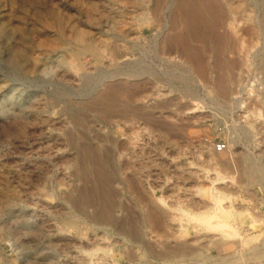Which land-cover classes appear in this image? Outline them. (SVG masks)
Returning a JSON list of instances; mask_svg holds the SVG:
<instances>
[{
    "label": "rangeland",
    "instance_id": "rangeland-1",
    "mask_svg": "<svg viewBox=\"0 0 264 264\" xmlns=\"http://www.w3.org/2000/svg\"><path fill=\"white\" fill-rule=\"evenodd\" d=\"M191 1L0 0V264H81L99 245L90 264H264V104L245 94L264 80V0ZM216 177L234 236L180 210L206 212Z\"/></svg>",
    "mask_w": 264,
    "mask_h": 264
},
{
    "label": "bare ground",
    "instance_id": "bare-ground-1",
    "mask_svg": "<svg viewBox=\"0 0 264 264\" xmlns=\"http://www.w3.org/2000/svg\"><path fill=\"white\" fill-rule=\"evenodd\" d=\"M40 1V0H39ZM110 1V0H109ZM119 1V0H118ZM136 1H139V0H136ZM146 1V0H145ZM148 1V0H147ZM151 1V0H150ZM192 1H194V0H192ZM191 1V2H192ZM208 1V0H207ZM263 1V0H262ZM167 2V1H166ZM186 2V1H185ZM200 2V1H199ZM205 2V1H204ZM209 2V1H208ZM217 2L220 4V5H225V7L227 6L228 8V10H229V13L230 12H234V10L235 9H237L236 8V4H234V2H231L230 0H217ZM255 2H257V1H255ZM259 2V1H258ZM174 3V2H173ZM240 3H242V2H240ZM240 3H238L237 5L238 6H240L241 4ZM252 3V2H251ZM119 4V3H118ZM117 4V5H118ZM146 4V3H145ZM152 4V3H151ZM154 4V3H153ZM166 4V3H165ZM179 4V3H178ZM182 4V3H181ZM187 4V3H186ZM202 4V3H201ZM240 4V5H239ZM115 5V4H114ZM149 5V4H148ZM173 5V4H172ZM213 5V3L211 4V6ZM215 5V4H214ZM255 5V4H254ZM257 5V4H256ZM255 5V6H256ZM109 6H110V4H109ZM143 6V5H142ZM209 6V5H208ZM208 6H206V7H208ZM210 6V8H214V7H211ZM218 6V5H217ZM262 6V5H261ZM31 7V6H30ZM113 7V6H112ZM147 7V6H146ZM145 7V8H146ZM164 7V6H163ZM166 7V6H165ZM180 7V6H179ZM242 7V6H241ZM240 7V8H241ZM244 7V6H243ZM254 7V6H253ZM259 7H260V5H259ZM36 8V7H35ZM111 8V7H110ZM114 8H116V7H114ZM125 8V7H124ZM148 8V7H147ZM224 8V7H223ZM37 9V8H36ZM39 9V8H38ZM126 9V8H125ZM166 9V8H165ZM172 9V8H171ZM170 9V10H171ZM180 9V8H179ZM189 9V8H188ZM197 8H195V10H196ZM208 9V8H207ZM219 9H220V11L223 13V11H222V8L219 6ZM239 9V8H238ZM258 9V8H257ZM262 9H263V7H262ZM108 10V9H107ZM106 10V11H107ZM112 10H113V8H112ZM100 11V10H99ZM105 11V12H106ZM128 11V10H127ZM175 12L177 11V10H174ZM237 11V10H236ZM244 11V10H243ZM246 11V10H245ZM249 11V10H248ZM252 11V10H251ZM261 11V10H260ZM104 12V11H103ZM112 12V11H111ZM119 12V11H118ZM121 12H124V10L123 11H121ZM130 12H131V10H130ZM152 12V11H151ZM157 12V11H156ZM172 12V11H171ZM180 12V11H179ZM190 12V11H189ZM197 12V11H196ZM217 12V11H216ZM238 12V11H237ZM254 12H256V11H254ZM109 13V12H108ZM116 13V12H115ZM149 13V12H148ZM161 13V12H160ZM166 13V12H165ZM191 13V12H190ZM218 13V12H217ZM221 13V14H222ZM244 13V12H243ZM247 13V12H246ZM118 14V13H117ZM121 14V13H120ZM128 14H129V12H128ZM152 14H153V12H152ZM172 14V13H171ZM184 14V13H183ZM122 15H124V13L122 14ZM163 15V14H162ZM210 15H211V13H210ZM242 15V14H241ZM249 16H251L252 15V13H251V15H250V13L248 14ZM100 16V15H99ZM140 16V15H139ZM144 16H145V14H144ZM147 16V15H146ZM155 16V15H154ZM164 16V15H163ZM231 16V15H230ZM257 16V15H256ZM52 17V16H51ZM51 17H49V18H51ZM123 17V16H122ZM133 17V16H132ZM157 17V16H156ZM170 17V16H169ZM227 17V16H226ZM238 17H239V15H238ZM42 18V17H41ZM44 18V17H43ZM59 18V17H58ZM142 18V17H141ZM155 18V17H154ZM179 18V17H178ZM206 18V17H205ZM221 18V17H220ZM223 18V19H222ZM221 19H220V22H219V25L220 26H222V25H224L227 29H229L230 30V32L232 33V35L234 36V39H235V42H239V41H241V30H242V26H243V23H240L239 21H237V19H236V21H228V22H226V20H225V18L224 17H222ZM247 18H249V17H247ZM246 18V19H247ZM259 18V17H258ZM116 19V18H115ZM144 19V18H143ZM165 19V18H164ZM188 19H190V18H188ZM217 19V18H216ZM256 19V18H255ZM45 20V19H44ZM116 20H118V19H116ZM153 20V19H152ZM159 20V19H158ZM170 20V19H169ZM245 20V19H244ZM48 21H49V19H48ZM171 21V20H170ZM216 21V20H215ZM242 21V20H241ZM259 21V20H258ZM42 22H43V20H42ZM54 22V21H53ZM62 22V21H61ZM179 22H183V21H179ZM256 22V21H255ZM49 23V22H48ZM51 23V22H50ZM93 23V22H92ZM150 23V22H149ZM184 23V22H183ZM258 23V22H257ZM194 24V23H193ZM218 24V23H217ZM216 24V25H217ZM52 25V24H51ZM61 25H63V24H61ZM119 25V24H118ZM151 25V24H150ZM161 25H162V23H161ZM184 25V24H183ZM261 25V24H260ZM53 26V25H52ZM51 26V27H52ZM54 26H55V24H54ZM108 26V25H107ZM106 26V27H107ZM154 26H155V24H154ZM157 26V25H156ZM181 26V25H180ZM257 26V25H256ZM255 26V27H256ZM62 27V26H61ZM65 27V26H64ZM102 27V26H101ZM188 27V26H187ZM225 27H223V28H225ZM248 27V26H247ZM252 27V26H251ZM54 28V27H53ZM78 28V27H77ZM77 28H74V29H77ZM117 28V27H116ZM165 28V27H164ZM254 28V27H253ZM258 28V27H257ZM256 28V30H258ZM261 28V27H260ZM64 29V28H63ZM73 29V28H72ZM81 29V28H80ZM79 29V31H81ZM101 29V28H100ZM104 29V28H103ZM155 29V28H154ZM153 29V30H154ZM162 29V28H161ZM214 29V28H213ZM52 30V29H51ZM54 30V29H53ZM83 30H85V28H83ZM216 30V29H215ZM244 30H246V29H244ZM243 30V31H244ZM88 31V30H87ZM143 31V30H142ZM217 31V30H216ZM242 31V32H243ZM251 31V30H250ZM259 31V30H258ZM263 31V30H262ZM47 32V31H46ZM89 32V31H88ZM110 32H111V30H110ZM153 32V31H152ZM159 32V31H158ZM165 32V31H164ZM170 32V31H169ZM220 32V31H219ZM246 32V31H245ZM52 33V32H51ZM67 33V32H66ZM75 33H76V31H75ZM75 33H72V34H75ZM80 33V32H79ZM91 33V32H90ZM103 33V32H102ZM101 33V34H102ZM117 33V32H116ZM166 33V32H165ZM215 34H216V32H214ZM244 33V32H243ZM242 33V34H243ZM249 33V32H248ZM71 34V35H72ZM111 34V33H110ZM215 34H213V36L215 35ZM228 34V33H227ZM22 35V34H21ZM26 35V34H25ZM48 35V34H47ZM92 35H94V34H92ZM103 35V34H102ZM107 35V34H106ZM151 35V34H150ZM163 35V34H162ZM218 35V34H217ZM52 36V35H51ZM74 36V35H73ZM90 36V35H89ZM149 36V35H148ZM220 36V35H219ZM222 36H223V34H222ZM244 36V35H243ZM22 37H24V35L22 36ZM143 37V36H142ZM146 37V36H145ZM182 37V36H181ZM183 37H184V35H183ZM246 37V36H245ZM245 37H244V39H245ZM262 37V36H261ZM42 38H43V36H42ZM95 38V37H94ZM153 38V37H152ZM218 38H220V37H218ZM222 38V37H221ZM22 39H24V38H22ZM44 39V38H43ZM61 39V38H60ZM27 40V39H26ZM47 40V39H46ZM79 40L80 41H83L85 44H87L88 46H86L85 48H83L82 50H81V52H82V54H85V52H87V51H90V50H94V49H92L91 48V46H90V44H89V42L86 40V38L85 39H83V38H81V36L79 37ZM168 40V39H167ZM261 40V39H260ZM97 41V40H96ZM143 41V40H142ZM150 41H151V39H150ZM183 41V40H182ZM221 41V40H220ZM226 41V40H225ZM246 41V40H245ZM256 41H257V38H256ZM101 42V41H100ZM158 42V41H157ZM170 42V41H169ZM222 42V41H221ZM146 43H147V41H146ZM145 43V44H146ZM167 43V42H166ZM45 44H47V43H45ZM44 44V45H45ZM152 44H154V42L152 43ZM165 44V43H164ZM168 44V43H167ZM245 44V43H244ZM251 44H253V43H251ZM49 45V44H48ZM47 45V46H48ZM78 45V44H77ZM155 45V44H154ZM235 45V44H234ZM264 45V44H263ZM22 46V45H21ZM98 46V45H97ZM152 46V45H151ZM164 46V45H163ZM183 46V45H182ZM189 46V45H188ZM246 46V45H245ZM260 46V45H259ZM166 47V46H165ZM228 47H230V46H228ZM239 47V46H238ZM237 47V48H238ZM255 47V46H254ZM253 47V49L255 50V48ZM261 47V46H260ZM246 48H248V47H246ZM258 48V47H257ZM263 48V47H262ZM15 49V48H14ZM27 49V48H26ZM25 49V50H26ZM43 49V48H42ZM44 49H45V47H44ZM49 49V48H48ZM54 49V48H53ZM70 49V48H69ZM107 49V48H106ZM175 49V48H174ZM188 49V48H187ZM187 49H185V53H186V50ZM239 49V48H238ZM240 49H241V47H240ZM28 50V49H27ZM32 50V49H31ZM180 50V49H179ZM204 50V49H203ZM248 50V49H247ZM15 51V50H14ZM36 51V50H35ZM165 51V50H164ZM191 51V50H190ZM250 51V50H249ZM31 52V51H30ZM51 52V51H50ZM159 52V51H158ZM180 52V51H179ZM195 52V51H194ZM256 52V51H255ZM259 52H261V51H258V53ZM42 53V52H41ZM48 53V52H47ZM55 53V52H54ZM145 53V52H144ZM156 53V52H155ZM161 53V52H160ZM175 53V52H174ZM191 53H192V51H191ZM190 53V54H191ZM195 53H197V52H195ZM201 53V52H200ZM250 53V52H249ZM166 54V53H165ZM164 54V55H165ZM189 54V53H188ZM189 54V55H190ZM210 54V53H209ZM251 54V53H250ZM260 54V53H259ZM258 54V55H259ZM59 55V54H58ZM120 55V54H119ZM163 55V54H162ZM178 55V54H177ZM202 55V54H201ZM215 55V54H214ZM32 56V55H31ZM36 56V55H35ZM38 56V55H37ZM88 55H86L85 56V58L87 57ZM117 57H115V55H114V57H115V60H117L120 56H118V55H116ZM181 56V55H180ZM199 55H197V57H198ZM245 56V55H244ZM257 56V55H256ZM55 56H53V58H54ZM59 57H61V56H59ZM66 57V56H65ZM99 57H100V55L99 54H95V58H97V59H99ZM164 57V56H163ZM182 57V56H181ZM192 57V56H191ZM202 57V56H201ZM247 57V56H246ZM260 58H261V60H263L264 61V53L262 54V55H260L259 56ZM34 58V57H33ZM44 58V57H43ZM46 58V57H45ZM85 58H83V59H85ZM165 58V57H164ZM184 58V57H183ZM188 58V57H187ZM199 58V57H198ZM197 58V59H198ZM209 58V57H208ZM88 59V58H87ZM86 59V60H87ZM96 59V60H97ZM142 59H143V57H142ZM196 59V60H197ZM245 59V58H244ZM249 59V58H248ZM61 60V59H60ZM183 60V59H182ZM204 60V59H203ZM256 60V59H255ZM37 61V60H36ZM45 61H47V60H45ZM120 61V60H119ZM186 61H187V59H186ZM190 61V60H189ZM199 61H200V59H199ZM219 61V60H218ZM260 61V60H259ZM33 62V61H32ZM42 62V61H41ZM44 62V61H43ZM61 62V61H60ZM118 62V61H117ZM194 62H195V60H194ZM202 62H204V61H202ZM201 62V63H202ZM254 62V61H253ZM37 63V62H36ZM62 63H63V61H62ZM190 63V62H189ZM214 63V62H213ZM252 63V62H251ZM29 64V63H28ZM55 64V63H54ZM58 64V63H57ZM61 64V63H60ZM81 64H82V62H81ZM80 64V65H81ZM121 64H123V63H121ZM188 64V63H187ZM199 64V63H198ZM230 64V63H229ZM248 64V63H247ZM246 64V65H247ZM260 64V63H259ZM30 65V64H29ZM38 65V64H37ZM117 65V64H116ZM200 65V64H199ZM63 66H65V65H63ZM87 66V65H86ZM139 67H140V65H138ZM144 66V65H143ZM185 66V65H184ZM191 66V65H190ZM39 67V66H38ZM42 67V66H41ZM47 67V66H46ZM194 67V66H193ZM207 67V66H206ZM24 68H26V66L24 67ZM30 68V67H29ZM49 68V67H48ZM189 68V67H188ZM191 68V67H190ZM199 68V67H198ZM34 69V68H33ZM208 69V68H207ZM24 70V69H23ZM45 70V69H44ZM167 70V69H166ZM169 70V69H168ZM213 70V69H212ZM35 71H37L36 73H38V72H40L41 73V69L40 68H36V70ZM193 71V70H192ZM202 71V70H201ZM46 72V71H45ZM56 72V71H55ZM164 72H165V70H164ZM191 72V71H190ZM213 72V71H212ZM33 73V72H32ZM174 73V72H173ZM204 73H206V72H204ZM60 74V73H59ZM171 74V73H170ZM202 74V73H201ZM36 75V74H35ZM144 75V74H143ZM146 75V74H145ZM203 75V74H202ZM63 76V75H62ZM107 76V75H106ZM105 76V77H106ZM191 76V75H190ZM206 76V75H205ZM196 77V76H195ZM199 77H200V75H199ZM218 77V76H217ZM263 77V76H262ZM104 78V77H103ZM121 79V78H120ZM259 79H261V78H259ZM44 80H46L45 78H44ZM122 80V79H121ZM196 80V79H195ZM258 80V79H257ZM52 81V80H51ZM46 83V82H45ZM58 83V82H57ZM204 83V82H203ZM254 83V82H253ZM104 84V83H103ZM50 85H52V84H50ZM56 86V85H55ZM52 87V86H51ZM206 89V88H205ZM248 89H249V87H248ZM247 89V90H248ZM11 90V89H10ZM106 90V89H105ZM209 90V89H208ZM221 90V89H220ZM244 89L243 88H241V92L243 91ZM246 90V95L248 96V98H249V100H255V101H257V102H260V103H262V104H264V80H262V81H259V83H258V86H256V85H252V86H250V89L247 91ZM49 91V90H48ZM102 91V90H101ZM125 91V90H124ZM206 91V90H205ZM0 92H3L2 90L0 91ZM45 91H43V93H44ZM129 92V91H128ZM164 92V91H163ZM220 92V91H219ZM71 93V92H70ZM74 93V92H73ZM158 93V92H157ZM166 93V92H165ZM164 93V94H165ZM234 93V92H233ZM232 93V94H233ZM72 94V93H71ZM99 94V93H98ZM153 94V93H152ZM151 94V95H152ZM244 94V95H245ZM78 95V94H77ZM156 95V94H155ZM226 95V94H225ZM102 96V95H101ZM162 96V95H161ZM221 96V95H220ZM231 96V95H230ZM233 96V95H232ZM5 97V96H4ZM19 97V96H18ZM157 97V96H156ZM155 97V98H156ZM246 97V96H245ZM145 98V97H144ZM234 99H235V101H236V103L237 104H239L241 101H243V100H241L242 98H241V96H239L238 95V93L236 94V95H234V97H233ZM232 98V99H233ZM16 100V99H15ZM246 100V99H245ZM16 102H17V100H16ZM4 103V102H3ZM40 103V102H39ZM197 103H199L198 101H197ZM259 103V104H260ZM31 104V103H30ZM33 104V103H32ZM31 104V105H32ZM36 104V103H35ZM74 104V103H73ZM195 104V106L197 105L196 103H194ZM200 105V104H199ZM199 105H197L195 108H193L192 107V109L190 110V112L192 111H196V110H198V107H199ZM35 106V105H34ZM37 106H38V104H37ZM110 106V105H109ZM202 106V105H201ZM20 107V106H19ZM39 107V106H38ZM110 107H112V106H110ZM256 107V106H255ZM18 108V107H17ZM261 108V107H260ZM31 109V108H30ZM32 109H34V108H32ZM203 109V108H202ZM20 110V109H19ZM15 111V110H14ZM39 111H41V110H39ZM118 111V110H117ZM258 111V110H257ZM18 112H20V111H18ZM35 112V111H34ZM53 112H54V110H53ZM38 113V112H37ZM122 113V112H121ZM129 113H131V112H129ZM15 114V113H14ZM26 114H28L27 112H26ZM258 115H256V118L258 119L259 118V116H260V113L258 112L257 113ZM22 115V114H21ZM36 115V114H35ZM130 115V114H129ZM262 115V114H261ZM19 116V115H18ZM37 116V115H36ZM74 116V115H73ZM111 116V115H110ZM118 116V115H117ZM263 116V115H262ZM20 117H22V116H20ZM24 117V116H23ZM49 117V116H48ZM47 117V119L49 120V118ZM130 117V116H129ZM254 117V116H253ZM14 118H16V117H14ZM41 118H42V116H41ZM41 118H40V120H41ZM250 118V117H249ZM249 118H247V115L245 116V118H244V124H237V125H233L234 127H233V129L235 130V129H237L239 126L240 127H247V128H250V127H254V124H255V122H254V120L252 121V120H250ZM7 119V118H6ZM28 119V118H27ZM42 119H44V118H42ZM51 119V118H50ZM117 119V118H116ZM122 119V118H121ZM255 119V118H254ZM46 120V119H45ZM256 120V119H255ZM264 120V119H263ZM55 121V120H54ZM44 122V121H43ZM53 122V121H52ZM45 123V122H44ZM48 123H49V121H48ZM30 124V123H29ZM68 124V123H67ZM118 124V123H117ZM66 125V124H65ZM116 125V124H115ZM151 125V124H150ZM258 125V124H257ZM28 126V125H27ZM259 126V125H258ZM70 127V126H69ZM237 127V128H236ZM239 127V128H240ZM57 128V127H56ZM65 128V127H64ZM67 128V127H66ZM72 128V127H71ZM60 129V128H59ZM254 129V128H253ZM251 131H253L252 129H251ZM69 132V131H68ZM72 132V131H71ZM20 136H21V134H20ZM19 136V137H20ZM54 136V135H53ZM69 136V135H68ZM255 137V136H254ZM15 138V137H14ZM134 138V137H133ZM136 139V138H135ZM46 140H47V138H46ZM45 140V141H46ZM56 140V139H55ZM54 140V141H55ZM64 140V139H63ZM73 140V139H72ZM19 141V140H18ZM58 141V140H57ZM56 141V142H57ZM55 142V143H56ZM70 142V141H69ZM47 143V142H46ZM61 144V143H60ZM64 144H65V142H64ZM54 146V145H53ZM56 146H57V144H56ZM66 147V146H65ZM53 148V147H52ZM51 148V149H52ZM39 149V148H38ZM68 149V148H67ZM76 149V148H75ZM60 150V149H59ZM64 150V149H63ZM73 150V149H72ZM76 151V150H75ZM1 152V151H0ZM39 152V151H38ZM41 153V152H40ZM74 153V152H73ZM215 152H210V154L208 155V157H209V160H212L213 158H214V155L216 154H214ZM1 154V153H0ZM76 154V153H75ZM51 155H53V154H51ZM50 155V156H51ZM60 155V154H59ZM69 155V154H68ZM72 155V154H71ZM40 156V155H39ZM46 156V155H45ZM47 156H48V154H47ZM58 156V155H57ZM66 156V155H65ZM59 157V156H58ZM63 157V156H62ZM71 157H73V156H71ZM61 158V157H60ZM50 159V158H49ZM57 159V158H56ZM66 159H67V157H66ZM51 160V159H50ZM61 160H62V158H61ZM68 160V159H67ZM72 160V159H71ZM214 160H216V159H214ZM220 160V159H219ZM73 162H75V160L73 161ZM214 163V162H213ZM52 164V163H51ZM71 165V164H70ZM226 165H230V163L228 162V163H226ZM61 167V166H60ZM53 168V167H52ZM64 168V167H63ZM67 168V167H66ZM65 168V169H66ZM67 170V169H66ZM56 171V170H55ZM69 171V170H68ZM72 171V170H71ZM77 171V170H76ZM60 173H61V171H59ZM3 173V172H2ZM59 173V174H60ZM64 173H67V172H64ZM217 174H219V172L217 173ZM64 175H66V174H64ZM0 176H1V172H0ZM62 176V175H61ZM67 176V175H66ZM65 177V176H64ZM71 177V176H70ZM96 177V176H95ZM32 178V177H31ZM63 179V178H62ZM72 179V178H71ZM100 179V178H99ZM218 179H220L219 177H216V178H214L213 179V182H212V184H211V186L210 187H208V189L206 190V189H203V188H201V189H199L198 191L199 192H203V193H206L207 194V196L209 197V199H210V202H208V204H209V207H208V210L206 211V212H191V211H186L184 208L183 209H180L181 210V213H182V215L185 217V218H187V220L188 221H192L193 222V225H194V227H203V228H207L208 230L209 229H220V230H222L223 232H225L226 234H228V235H235L236 233H237V230L233 227V225H231L230 223H229V221H228V219L230 218V216H231V214H232V211L230 210V209H227L226 207H224L223 206V203H222V201H223V199H224V197H223V195L217 190V188L215 187V185H214V181H216V180H218ZM55 181V180H54ZM64 181H66V180H64ZM69 182V181H68ZM73 182V181H72ZM128 182V181H127ZM63 183V182H62ZM65 183V182H64ZM74 183V182H73ZM112 183V182H111ZM129 183V182H128ZM59 184V183H58ZM75 184V183H74ZM53 186V185H52ZM2 187V186H1ZM129 187V186H128ZM125 188V187H124ZM75 190V189H74ZM55 192V191H54ZM53 192V193H54ZM75 192V191H74ZM83 192V191H82ZM69 193H71V192H69ZM198 193V192H197ZM113 194H114V192H113ZM115 195V194H114ZM8 196H10L11 197V195H8ZM225 196V195H224ZM7 200H8V198H7ZM41 200V199H40ZM9 201V200H8ZM193 201V200H192ZM195 201V200H194ZM2 202V201H1ZM200 202V201H199ZM3 203V202H2ZM6 203V202H5ZM24 203V202H23ZM207 204V203H206ZM107 206V208H108V205H106ZM177 206H178V204H177ZM33 209V208H32ZM34 210H36V209H34ZM153 210V209H152ZM106 211H107V209H106ZM74 212V211H73ZM72 212V213H73ZM108 212V211H107ZM112 212V211H111ZM116 212V211H115ZM70 213V212H69ZM110 213V212H109ZM74 215V217L76 218V221H77V219L78 220H80V225L81 226H79V227H77L76 228V232L78 233V238H79V240H83L84 238H85V232H84V229H85V224H86V222L84 221V220H82V218H80V216H77V215H75V214H73ZM107 216V215H106ZM116 216V215H115ZM153 216V215H152ZM163 216V215H162ZM174 216V215H173ZM172 216V217H173ZM73 217V216H72ZM112 218V217H111ZM148 219V218H147ZM153 219V218H152ZM59 222V221H58ZM63 222V221H62ZM69 222H70V220H69ZM74 222V221H73ZM114 222V221H113ZM154 222V221H153ZM64 223V222H63ZM107 223V222H106ZM152 223V222H151ZM188 223V222H187ZM66 224V223H65ZM98 224V223H97ZM96 224V225H97ZM114 224V223H113ZM153 224V223H152ZM186 224V223H185ZM41 225H43V224H41ZM47 225V224H46ZM54 225V224H53ZM56 225V224H55ZM98 225H100V224H98ZM102 225V224H101ZM235 225V224H234ZM64 226H66V225H64ZM64 226H58L56 229H55V235H54V238L55 237H57L58 238V236L59 235H61L63 232H65L66 230H67V228L69 227V229H70V225L69 226H66V227H64ZM95 226V225H94ZM189 226V225H188ZM191 226V225H190ZM44 227H47V226H44ZM76 227V226H75ZM98 227V226H97ZM102 227H104V226H102ZM101 227V228H102ZM180 227V230L182 229V225H180L179 226ZM36 228V227H35ZM40 228H41V226H40ZM107 228V227H106ZM200 228V229H201ZM33 230H35V229H33ZM42 230V229H41ZM92 230V229H91ZM94 230V229H93ZM98 230V229H97ZM204 230V229H203ZM47 231V230H46ZM71 231V230H70ZM69 231V232H70ZM37 232H39V231H37ZM54 232V231H53ZM94 232V231H93ZM186 232V231H185ZM68 233V232H67ZM96 233V232H95ZM181 233V232H180ZM179 233V234H180ZM51 234V233H50ZM66 234V233H65ZM97 234V233H96ZM225 234V235H226ZM239 234V233H238ZM41 235V234H40ZM39 235V236H40ZM70 235V234H69ZM38 236V235H37ZM43 236V235H42ZM68 236V235H67ZM66 236V237H67ZM31 237H32V235H31ZM51 237H53V235H50L48 238L49 239H51ZM97 237V236H96ZM35 238H36V236H35ZM41 237H39V239H40ZM61 238V237H60ZM70 238V237H69ZM92 238V237H91ZM105 238V237H104ZM36 239H38V238H36ZM42 239H44L43 237H42ZM46 239V238H45ZM98 239V238H97ZM63 240H65V239H63ZM69 240V239H68ZM100 240H101V238H100ZM49 241V240H48ZM52 241V240H51ZM84 241H85V239H84ZM87 241V240H86ZM105 241V240H104ZM52 243H53V241H52ZM100 243V242H99ZM44 244V243H43ZM95 245V244H94ZM97 245V244H96ZM109 245V244H108ZM232 245V244H231ZM230 245V246H231ZM65 246V245H64ZM93 246V245H92ZM98 246V245H97ZM100 246V245H99ZM99 246L98 247H96V249H92L91 248V251H89V250H83L82 252H84V253H86L85 255H87V257H84V258H82L81 260H82V263L81 264H90V263H94L93 262V259H94V257L92 258V255L95 253V251H97L98 249L100 250V248H99ZM103 246V245H102ZM233 246V245H232ZM176 247H178V246H176ZM81 248L83 249V247L81 246ZM180 248V247H179ZM102 249V248H101ZM103 250H105V249H103ZM102 251V250H101ZM103 253V252H102ZM185 253V252H184ZM84 255V254H83ZM84 255V256H85ZM96 255V254H95ZM94 255V256H95ZM104 255V254H103ZM100 257V256H99ZM86 258V259H85ZM95 260V259H94ZM30 261V260H29ZM101 261V260H100ZM35 263V262H34ZM100 262H98V264H99ZM79 264V263H78Z\"/></svg>",
    "mask_w": 264,
    "mask_h": 264
},
{
    "label": "built area",
    "instance_id": "built-area-1",
    "mask_svg": "<svg viewBox=\"0 0 264 264\" xmlns=\"http://www.w3.org/2000/svg\"><path fill=\"white\" fill-rule=\"evenodd\" d=\"M227 148V143L225 141H217L214 144V150L216 152H224Z\"/></svg>",
    "mask_w": 264,
    "mask_h": 264
}]
</instances>
